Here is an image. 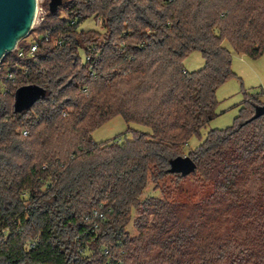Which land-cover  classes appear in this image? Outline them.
<instances>
[{"label":"trees","instance_id":"16d2710c","mask_svg":"<svg viewBox=\"0 0 264 264\" xmlns=\"http://www.w3.org/2000/svg\"><path fill=\"white\" fill-rule=\"evenodd\" d=\"M49 2L32 41L0 63V264H264V115L248 121L258 96L189 150L186 177L214 185L195 223L141 199L217 115L233 52L263 56L264 0H63L54 13ZM92 17L101 29H81ZM194 51L205 65L189 72ZM31 84L46 94L16 112ZM117 115L150 132L95 142Z\"/></svg>","mask_w":264,"mask_h":264},{"label":"rangeland","instance_id":"374dc122","mask_svg":"<svg viewBox=\"0 0 264 264\" xmlns=\"http://www.w3.org/2000/svg\"><path fill=\"white\" fill-rule=\"evenodd\" d=\"M43 2L44 0H39L40 10L35 22V28L43 20ZM101 26L102 20L92 17L85 20L80 28L84 30H100ZM25 39L27 42H31L32 36L29 35ZM224 46L232 51L227 41L224 42ZM204 65L205 58L200 51H194L184 61L185 69L189 72L197 71ZM232 70L236 75L223 83L216 91L219 101L216 108L217 115L201 129L200 134L191 137L183 147V153L181 152L182 154L180 156H189V150L199 146L211 130L226 129L232 126L236 118L241 115L242 107L246 99L251 98L250 95L258 96L264 102V54L258 59H252L248 55L233 52ZM129 129L150 132L147 126L127 123L122 116L117 115L97 128L93 132L92 137L95 142L110 141L117 138H120L119 141H123L125 138H132V133ZM173 175L170 174L165 177L157 187L155 183L150 181L141 199L147 200L152 196L165 199L174 205L173 208H180V211L184 213L186 224L195 223L202 214V204L210 199L214 191V185L210 181L204 180L200 173L183 179ZM179 202L185 204L182 205L183 209ZM209 211L212 214L215 208L210 206ZM139 214V211L133 210L130 215L131 220L128 223L127 230L132 237L138 235L134 221ZM254 223L255 220L252 221V224Z\"/></svg>","mask_w":264,"mask_h":264},{"label":"water","instance_id":"95a60500","mask_svg":"<svg viewBox=\"0 0 264 264\" xmlns=\"http://www.w3.org/2000/svg\"><path fill=\"white\" fill-rule=\"evenodd\" d=\"M63 0H50L49 9L54 13ZM39 10V0H0V63L4 57L18 48L20 41L30 35L35 27ZM46 90L35 84L25 85L15 93V111L22 112L31 108ZM264 115V104L255 106V114L249 120ZM197 169L196 162L190 156H177L170 160V173L186 177Z\"/></svg>","mask_w":264,"mask_h":264},{"label":"built area","instance_id":"2783aa9c","mask_svg":"<svg viewBox=\"0 0 264 264\" xmlns=\"http://www.w3.org/2000/svg\"><path fill=\"white\" fill-rule=\"evenodd\" d=\"M40 10V8H39ZM39 10H38V13H39ZM37 48V45H33L32 48H31V51H30V54H32Z\"/></svg>","mask_w":264,"mask_h":264}]
</instances>
